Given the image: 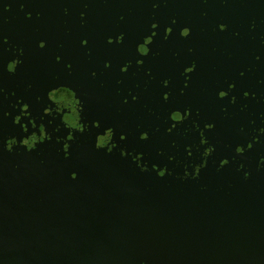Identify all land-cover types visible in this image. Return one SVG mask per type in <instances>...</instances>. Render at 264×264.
Returning a JSON list of instances; mask_svg holds the SVG:
<instances>
[{
	"label": "water",
	"instance_id": "95a60500",
	"mask_svg": "<svg viewBox=\"0 0 264 264\" xmlns=\"http://www.w3.org/2000/svg\"><path fill=\"white\" fill-rule=\"evenodd\" d=\"M5 3L11 6L8 11H4ZM20 3L28 5L24 11L20 10ZM89 3L88 9L83 8L80 0L0 3V33L8 35L11 45H20L25 50L24 64L18 66L17 74L5 75L0 84L19 95L26 83L32 82L34 91L42 93L47 74L53 67H59L35 53L36 42L44 39L46 48L42 51L48 56L56 51L57 42H63L65 50L74 54L77 61L74 69L78 70L79 84L87 93L80 99L79 92L73 95L74 90H55L48 100L50 107L46 112L51 119L43 125L45 131L41 132V124H37L28 138L44 139L50 125L72 133V125L78 127L83 117L85 120L101 117L129 129H134L137 123L145 127L162 125V120L149 117L143 108L147 103L158 110L160 96L155 86L144 92L147 77L142 72L135 79H126L121 97L114 95V81L109 80L104 88H99L90 75V69L102 67V61L110 55L104 37L114 30L119 15H125L121 27L128 32L126 47L118 53L121 57L134 51L137 36L153 22L155 15L160 22L158 42L162 41L163 28L170 18L177 17L179 23L157 60L153 61L151 55L142 58L146 60L145 67L151 63L153 74L164 75L173 67L190 66L192 59L197 60L191 95L181 97L180 101L199 104L208 122L216 121L215 132H205L216 151L199 179H183L185 164L191 174L192 165L201 162L203 147L199 152L193 148L191 157L186 151L188 145L198 144L199 134L193 131L185 138L175 132L164 135L162 131L138 149L151 153L153 162L161 167L167 165L172 174L159 178L155 172L141 174L131 158L122 160L117 150L111 156L96 151L94 136L85 133L71 149L77 162L75 181L70 179L69 169L57 155L56 149L62 145H56L55 138L51 144L38 145L32 153L23 148H15L10 154L0 152V264H264V167L260 166L264 143L254 144L244 156H237L236 163L216 171L219 160L234 154L237 142L246 146L254 130L264 141V135H259V128L264 127L261 121L264 85L259 83L264 78V59L261 62L254 59L255 54L264 56L261 42L264 0H229L226 6L220 0H209L207 5L199 0H168L167 6L161 4L155 11L149 0L107 3L89 0ZM65 6L69 8L67 16L63 12ZM37 11L42 13L39 20ZM28 12H32L31 20L25 19ZM81 12L87 20L85 28L80 27ZM203 12H207V17ZM221 22L228 24L229 32L220 33L218 28L212 31ZM184 26L191 29L186 39L178 37ZM233 30L240 32L239 38L230 35ZM85 34L93 38L88 45L94 49L91 65L75 56L77 50H84L79 40ZM189 47L195 50L194 56L188 54ZM150 48L155 51L156 45ZM170 48L180 53V65L172 59ZM229 54L231 60L227 58ZM12 58H16L12 52L0 56V64ZM246 67H252L253 71L240 80L237 69ZM111 71L118 73L116 60ZM225 76L237 79V91L232 93L237 95V109L241 103L249 105L244 112L230 106L229 112L235 111V115L228 120L220 119L214 108V93ZM182 79L174 81L177 88L182 87ZM136 83L141 84V103L134 104L128 97L129 105L123 106L126 89ZM241 90L249 91L250 95L254 92L256 99L244 100ZM31 107L39 109L36 104ZM118 107H125L123 116L117 115ZM7 110L13 116L19 114L18 109L7 107ZM24 116L33 119L27 113ZM241 126L245 129L243 133L239 132ZM132 139L129 138L130 142ZM105 140L106 135L100 142ZM172 140L176 141V148L171 146ZM229 143L232 150L225 147ZM156 149H163L166 155L156 157ZM168 155L175 156L179 164L169 163ZM241 162L245 167L237 171ZM245 171L250 173L247 180Z\"/></svg>",
	"mask_w": 264,
	"mask_h": 264
},
{
	"label": "snow or ice",
	"instance_id": "6c2138e0",
	"mask_svg": "<svg viewBox=\"0 0 264 264\" xmlns=\"http://www.w3.org/2000/svg\"><path fill=\"white\" fill-rule=\"evenodd\" d=\"M3 0H0L2 3ZM105 3L108 0H104ZM168 0H149L151 8L155 11L161 7V4L167 6ZM203 5H207L209 0H199ZM84 9L90 7L89 0H80ZM220 3L227 5L229 0H220ZM28 6L25 3H20L19 7L21 11H24L25 7ZM9 4H3L4 11L10 9ZM64 15L69 14V8L65 6L63 8ZM202 15L207 17V12H203ZM42 18V13L36 12V19ZM25 19H32V12H28ZM126 20L125 15L121 14L118 16L114 30L107 33L104 37L105 47L110 55H107L102 61V67L90 69L91 79L96 86L99 88H104L109 80L114 81V95L116 97H121L125 91V81L126 79H135L142 72L147 79L144 80V92H147L150 87L155 86L158 89V95L160 96L158 110L153 107H149L147 103L143 104V108L146 109L149 117H155L157 121L162 120V125L157 123L155 125H149L145 127L142 123H137L134 129L127 128L124 124L118 123L116 121H107L101 117H95L92 119L85 120L83 117L82 123L77 127L72 125L74 132L70 133L67 129L62 127H55L50 125L47 128V134L44 139L38 141H32L28 137L33 131L36 130V125L41 124L40 131L44 132V124H47L51 119V116L46 112V109L50 107L48 100L51 95L55 93V90L69 91L74 90L73 95H78L80 93V99L86 96L87 93L83 91L82 86L79 84V72L74 69V63L77 61L73 58L74 54L72 52H67L65 50V44L63 42H57L56 51L50 56L43 53L42 50L46 48V40L39 39L36 42L35 53L41 56H45L51 65L59 66L53 67V70L47 74V79L43 84L42 93L39 91H34V85L32 82H27L25 88L17 94L16 90L9 91L0 84V152L12 153L15 148H23L28 153H32L37 150L38 145H43L46 142L51 144L55 138L56 145H62L61 148H57V155L60 156L61 161L69 169L70 179L77 180V162L76 157H74L71 151L72 146L79 143L81 136L88 133L89 136H94V149L96 151H104L108 156H111L114 150H117L119 157L122 160H127L131 158V162L136 166L141 174L148 172H155L159 178H164L172 173L169 171L167 165L161 167L159 163L153 162L151 153L146 154L143 150H138L142 145L150 142L155 136L162 133L164 135H172L174 132L177 136L183 135L187 138L193 131L199 134L198 144H190L186 147L188 157L193 155V148L199 152L200 148L203 147V152L200 153L201 162L194 163L192 165L193 172L190 174L187 169L188 165L185 164V171L183 179H199L202 169H206L208 164V159L216 151V148L210 144L209 139L205 136V132H215L216 121L208 122L207 115L202 111L199 104H193L192 102H181V97H188L191 95L190 88L193 81L192 74L196 72L198 68V63L196 59L190 61V66L183 67H173V69L161 75L159 73L153 74V66L151 63L147 67L146 60L142 58H148L150 55L152 60L155 61L161 56V50L164 44L169 41L173 35L174 26H177L179 19L177 17L170 18V22L166 23L163 28L162 41H157L158 36L157 29L160 27V22L157 20L156 16H152V21L147 28H144L140 35L137 36L134 51L129 52L126 57H121L118 55L119 52L125 49V39L128 36V32L122 29V25ZM80 27L85 28L87 20L85 13H80ZM67 23V22H65ZM256 27V23L253 20L251 24L252 30ZM220 33L229 32V26L226 23H219L212 28L213 32L217 31ZM39 32V29H36ZM118 33V34H117ZM191 35V29L188 26H184L179 29V38H189ZM230 35L235 38L240 37L239 31H231ZM93 39L87 34L79 40L80 48L84 50L76 51L75 56H78L83 63L93 64V47H88L89 40ZM262 44H264V37L261 38ZM156 45V50L153 51L150 45ZM110 46V47H109ZM216 49H213L215 51ZM171 53L172 59L175 61L176 65H180V53L173 51L171 48L168 50ZM9 52H12L16 58L9 59L6 64H0V80L7 76H15L17 74L18 66L24 64L23 57L25 56L24 47L20 45H11L10 39L7 34L0 33V56H3ZM189 55L195 54V50L192 47L187 49ZM140 57V58H137ZM228 60L232 57L229 54ZM254 59L257 62H261L264 56L261 54H255ZM113 60L117 61L118 73H112ZM133 71L129 74V70ZM253 71L252 67H246L243 70L237 69V76L240 80L245 78L247 73ZM182 79V87H178L174 84V81L179 82ZM259 83L264 85V78L259 80ZM141 84L136 83L134 87H128L126 89L127 95L122 99V105L128 106L129 99L131 98L132 103H141L142 93L140 91ZM166 89V90H165ZM217 91H215V103L214 108L220 117V119L228 120L235 115V111L230 113L229 107L231 106L234 110L239 112H244L249 108L247 103H241L237 109V95L232 93L237 91V79L231 76H225L220 83L217 85ZM241 94L244 100L256 99V94L247 90H241ZM10 100H14V103L8 104ZM221 101H226V103H220ZM174 107H168L169 104H173ZM39 105L38 110H34L31 105ZM7 107L13 109H18L19 114L12 115ZM35 111V114H34ZM82 112L85 111V106L81 109ZM193 112H195V118L193 117ZM27 113L29 117L33 119H28L24 116ZM125 114V107L117 108V115L123 116ZM24 121H27L26 123ZM203 121V127H201V122ZM261 121L264 123V114L261 115ZM169 122H171L169 124ZM186 122L187 125H186ZM253 125L255 121L251 122ZM186 125V126H185ZM163 126V127H162ZM51 128V131L49 130ZM11 130V131H10ZM95 130V131H93ZM245 131L244 127L239 128V132L243 133ZM64 132L66 134L61 135ZM106 135V140L100 142L104 139ZM259 135H264V127L259 128ZM118 137V139H117ZM132 137L130 142L129 138ZM264 143L260 141L259 137L255 134L250 136L246 146L242 143L237 142L234 147V154L226 155L224 158L219 160V165L216 168L217 172H220L230 163H236L237 156H244L246 151L252 150L254 144ZM171 146L173 148L177 147L175 140L171 141ZM226 148L232 150V145L226 144ZM166 153L163 149H156L155 156L163 157ZM167 161L169 163L176 161V157L173 155L167 156ZM177 165L179 161H176ZM150 165V166H149ZM260 166L264 167V154L260 156ZM244 164L241 162L237 171L244 169ZM244 179L250 178V173L244 172ZM181 178V177H179Z\"/></svg>",
	"mask_w": 264,
	"mask_h": 264
}]
</instances>
